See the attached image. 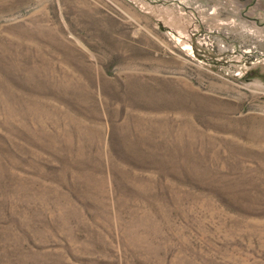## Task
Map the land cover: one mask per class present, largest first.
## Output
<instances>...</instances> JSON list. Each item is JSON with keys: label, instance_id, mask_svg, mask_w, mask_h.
<instances>
[{"label": "rangeland", "instance_id": "obj_1", "mask_svg": "<svg viewBox=\"0 0 264 264\" xmlns=\"http://www.w3.org/2000/svg\"><path fill=\"white\" fill-rule=\"evenodd\" d=\"M262 82L264 0H0V264H264Z\"/></svg>", "mask_w": 264, "mask_h": 264}, {"label": "built area", "instance_id": "obj_2", "mask_svg": "<svg viewBox=\"0 0 264 264\" xmlns=\"http://www.w3.org/2000/svg\"><path fill=\"white\" fill-rule=\"evenodd\" d=\"M238 74H239V72L236 73V75H238ZM263 98H264V93H263Z\"/></svg>", "mask_w": 264, "mask_h": 264}, {"label": "crops", "instance_id": "obj_3", "mask_svg": "<svg viewBox=\"0 0 264 264\" xmlns=\"http://www.w3.org/2000/svg\"><path fill=\"white\" fill-rule=\"evenodd\" d=\"M262 85L264 84V82L261 83Z\"/></svg>", "mask_w": 264, "mask_h": 264}]
</instances>
